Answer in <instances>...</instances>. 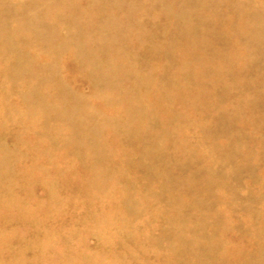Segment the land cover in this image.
Masks as SVG:
<instances>
[{
  "label": "rangeland",
  "instance_id": "1",
  "mask_svg": "<svg viewBox=\"0 0 264 264\" xmlns=\"http://www.w3.org/2000/svg\"><path fill=\"white\" fill-rule=\"evenodd\" d=\"M0 264H264V0H0Z\"/></svg>",
  "mask_w": 264,
  "mask_h": 264
}]
</instances>
